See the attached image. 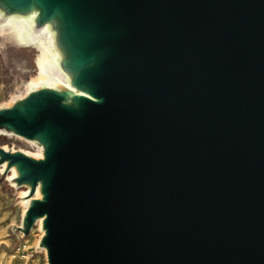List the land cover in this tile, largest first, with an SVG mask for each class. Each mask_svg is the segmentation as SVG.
<instances>
[{
    "label": "water",
    "instance_id": "1",
    "mask_svg": "<svg viewBox=\"0 0 264 264\" xmlns=\"http://www.w3.org/2000/svg\"><path fill=\"white\" fill-rule=\"evenodd\" d=\"M4 1L60 14L90 95L0 110L46 145L8 157L48 264H264V0Z\"/></svg>",
    "mask_w": 264,
    "mask_h": 264
},
{
    "label": "rangeland",
    "instance_id": "2",
    "mask_svg": "<svg viewBox=\"0 0 264 264\" xmlns=\"http://www.w3.org/2000/svg\"><path fill=\"white\" fill-rule=\"evenodd\" d=\"M45 22H48L54 36L58 38L59 22L56 17L42 19L41 11L35 4L18 8L6 6L4 0H0V103L9 99L23 82L37 74L36 58L39 53L37 40L41 35L47 36L45 32L39 33V29ZM8 23H12L18 31L23 33L20 44L4 41L3 29ZM29 27L34 32L31 36L25 34V30ZM57 47L61 48L59 43ZM61 55L60 63L65 67V53L62 51ZM60 92L67 91L61 89ZM15 133L6 124H0V169L12 149L18 152L19 149L22 150L21 148L30 151H35L37 148V145L29 143L27 139ZM37 143L42 144L40 140H37ZM4 146H7L8 151H2ZM7 162L9 163L10 160ZM26 189L27 194H21ZM33 193H31V186L28 190L23 182H18L9 176V168L0 170V264H46L45 255L38 245L39 228L35 221L27 226L25 214H22L21 201L26 200ZM23 245L28 249L23 250ZM20 247L21 251H18ZM29 252L32 253L30 257L27 256ZM24 255L28 259L23 257Z\"/></svg>",
    "mask_w": 264,
    "mask_h": 264
},
{
    "label": "bare ground",
    "instance_id": "3",
    "mask_svg": "<svg viewBox=\"0 0 264 264\" xmlns=\"http://www.w3.org/2000/svg\"><path fill=\"white\" fill-rule=\"evenodd\" d=\"M4 2L6 6H9L11 3V1H4ZM59 16L60 14L58 12L53 14V17L59 18ZM32 32L33 30L30 27L29 29L25 30V34L29 36H31L34 33ZM44 32L47 34V36L46 37H43L42 35L40 36V34H43ZM39 33H40L39 34L40 37L37 40L39 53L36 58L37 74L35 76H32L28 81L23 82L21 87H18L16 92L12 93L9 99L0 103V109L12 108L14 104L18 101L19 103L17 106L20 107L21 102L27 96L43 89H50L56 92H60L61 89L67 91L66 93H64L65 95L64 102L66 104H74L75 103L74 99L77 96H81V95L90 96L85 88L79 87L73 82V75L76 74L77 71H76V67L72 64V58L70 56V47L64 35L62 26H60L58 38L54 36L53 32L51 31V26L48 24V22H45V24H43V26L39 29ZM22 35L23 33L18 31L12 23H8L7 26H5V28L3 29L4 41H10L12 43L20 44L22 42ZM58 43L60 44L61 48L57 47ZM62 51L65 53V57H64L65 67H63L60 63V58H62L61 55ZM15 134L24 137L25 139L28 140L29 143L31 144L34 143L35 145H37L35 151L26 150L24 148H21L22 150L19 149L18 151L32 158H36V159L44 158L46 145L43 143L42 144L37 143L39 136L30 138L22 134H19L17 132ZM4 147L5 148H3V150L8 151V148H6L7 146ZM15 152L16 149H12L10 153L12 154ZM8 160H10L11 164L7 162ZM6 168H9V176L14 178L15 180L21 174L17 167V164L14 163L13 159H10L9 157H7V160L1 164L0 170ZM23 185L26 188H28V190H30L29 183L23 182ZM27 192L28 191L26 189L22 191L21 194H27ZM34 198H42L40 181L36 185L34 193L26 200L21 201L23 215L26 213L28 207L31 205V202ZM43 218L44 216L37 217L35 219V224H37L38 226L37 228H39L40 231V238L38 240V245L40 246L41 251L45 255L46 264H48L47 249L45 245L41 242V239L45 233V229L43 227ZM18 251H21V247L18 248ZM14 256L15 255H13V257ZM27 256L24 255L23 257L26 258Z\"/></svg>",
    "mask_w": 264,
    "mask_h": 264
},
{
    "label": "built area",
    "instance_id": "4",
    "mask_svg": "<svg viewBox=\"0 0 264 264\" xmlns=\"http://www.w3.org/2000/svg\"><path fill=\"white\" fill-rule=\"evenodd\" d=\"M22 249L24 250V249H28V248H25L24 245H23V248ZM27 255L30 257L32 255V253L29 252V253H27ZM26 259H28V257Z\"/></svg>",
    "mask_w": 264,
    "mask_h": 264
}]
</instances>
